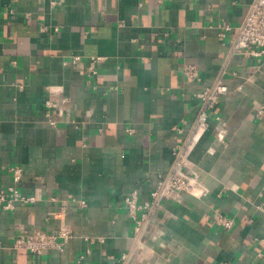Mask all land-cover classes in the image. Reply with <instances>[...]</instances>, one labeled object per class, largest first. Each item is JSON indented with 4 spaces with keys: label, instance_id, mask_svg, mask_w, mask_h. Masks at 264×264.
Wrapping results in <instances>:
<instances>
[{
    "label": "crops",
    "instance_id": "0c3cea01",
    "mask_svg": "<svg viewBox=\"0 0 264 264\" xmlns=\"http://www.w3.org/2000/svg\"><path fill=\"white\" fill-rule=\"evenodd\" d=\"M250 2L0 0V193L39 195L0 207V240L62 220L73 233L62 252L0 248V264H113L129 251L125 197L148 199L171 171L199 93L222 73L230 90L190 151L209 193L162 201L140 264H264V55L230 45ZM93 56L105 60L89 75ZM186 63L198 77L184 76ZM12 167L23 169L17 184ZM216 212L235 226L213 224Z\"/></svg>",
    "mask_w": 264,
    "mask_h": 264
},
{
    "label": "built area",
    "instance_id": "2783aa9c",
    "mask_svg": "<svg viewBox=\"0 0 264 264\" xmlns=\"http://www.w3.org/2000/svg\"><path fill=\"white\" fill-rule=\"evenodd\" d=\"M65 0H49L51 8L61 5ZM229 29V27H227ZM225 36V33H222ZM231 53L247 54L261 57L264 55V0H251L248 11L238 26V33L231 39ZM89 70V75L97 73V66L101 65L105 57L93 56ZM74 60H79L75 57ZM199 68L194 63L184 65L183 74L188 79H194L199 76ZM230 88L225 82L223 73L220 74L214 83L205 87L199 96L202 101V108L193 123V128L186 133L185 138L179 141L173 147L174 163L169 173L159 175V182L151 195L146 200H140L137 189L128 193L124 199L125 207L135 223L136 233L134 236V246L123 252L113 264H140L141 250L145 244V236L148 233L153 220L152 214L167 198L180 200L184 193L195 197L208 195L209 188L200 181L199 174L194 169L190 159V151L197 141L202 137L209 127L210 111H214L217 104L228 94ZM49 108L57 106V102L52 100L47 102ZM262 112V109L260 110ZM219 118V117H218ZM55 123V122H53ZM1 129V121H0ZM179 133H184L180 127ZM218 139L224 141L225 129L218 133ZM14 183L17 184L22 179L23 169L21 167H12ZM261 202L257 207L264 212V191L261 193ZM39 199L38 193L34 195H25L16 185L10 186L7 192L0 193V207L3 209H14L19 202H35ZM82 206L87 205V201H80ZM212 223L225 229H231L235 226L234 217L216 212ZM73 237L72 229L64 220L52 232H46L36 229L31 233L21 234L12 245H7L0 240V248L26 249L33 255H40L44 251L51 250L62 252L66 242ZM263 242V240H260Z\"/></svg>",
    "mask_w": 264,
    "mask_h": 264
}]
</instances>
